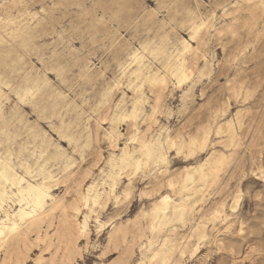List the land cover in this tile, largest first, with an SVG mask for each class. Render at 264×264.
I'll return each mask as SVG.
<instances>
[{"label": "rangeland", "instance_id": "1", "mask_svg": "<svg viewBox=\"0 0 264 264\" xmlns=\"http://www.w3.org/2000/svg\"><path fill=\"white\" fill-rule=\"evenodd\" d=\"M126 157L143 163L121 170ZM200 166L186 222L153 232L160 196L179 200ZM1 172L0 264L11 222L60 201L66 237L57 211L25 264H150L165 239L174 264H264V0H0Z\"/></svg>", "mask_w": 264, "mask_h": 264}, {"label": "bare ground", "instance_id": "2", "mask_svg": "<svg viewBox=\"0 0 264 264\" xmlns=\"http://www.w3.org/2000/svg\"><path fill=\"white\" fill-rule=\"evenodd\" d=\"M188 76L189 72L185 67L184 63L181 62L179 64V67L175 69L174 77H176L177 80L181 82L183 80H186ZM130 83H132V86L136 91H141L144 86V83L140 79H138L137 81H130ZM139 106L140 102L137 99L134 102L133 109L129 112L121 113L120 115H118V118L124 119L126 117H129L132 120H135L139 111ZM119 135L120 133L119 131H117L116 136ZM135 139L140 142L142 153L148 161L152 156L153 147L145 139L141 138L139 134L135 136ZM195 145L196 142L191 141V146ZM142 163L143 159H136L134 162H131V160L126 157L122 159V166L120 169L127 170L128 168L133 167L137 170L140 168ZM15 176L16 172L14 173L13 178ZM11 179L12 177H10L8 174H5L4 172L0 173V181H10ZM206 181L207 174L204 166L195 167L192 169L188 168L181 180V184L187 192L184 193L179 200H175L169 193L162 194L160 196L158 207L150 215V219L148 221L150 229L153 232H161L166 226L173 225L176 222H179L181 224L185 223L189 214L192 211L196 196L199 195V193H202V188L206 184ZM115 187L116 183L111 188V193L115 192ZM32 188L35 191V197L37 200L46 193V189L44 187L33 186ZM27 195L28 198L31 197L30 193H28ZM81 200L84 201L86 207L89 205L88 198L82 197ZM234 202H238V197L235 198ZM57 211H60L62 217L59 232L55 234V236L60 242L66 237V228L68 226V222L71 215L70 210L64 201L58 202L53 208H51L47 213L44 214H40L35 211H25L26 223L23 225H20L16 220H13L11 222V225L8 228L9 234L7 236V239L9 240V244H15V247L13 249L16 258H14V264H25V258L21 255L24 252V247L29 243L30 235L33 232H36L37 238L41 239L42 237L40 233L43 224L46 221L52 223L53 219L55 218V213ZM77 212H80L79 208H77ZM47 235L48 233L46 232L45 236ZM195 237H198L199 239H205V230L200 229L198 232L197 229L192 230L191 234L189 235V238L192 239ZM5 241L0 242V248ZM173 246L174 243H172L170 239H165L164 242L161 244L160 248L154 251L149 257L150 264H174L175 262H172ZM179 251L181 254H184V243H182L181 247L179 248ZM2 264H7V262L3 261Z\"/></svg>", "mask_w": 264, "mask_h": 264}]
</instances>
